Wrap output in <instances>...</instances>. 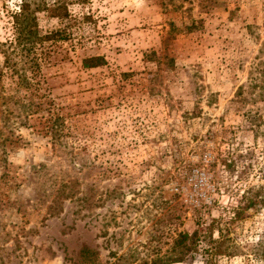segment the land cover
<instances>
[{
	"label": "rangeland",
	"instance_id": "obj_1",
	"mask_svg": "<svg viewBox=\"0 0 264 264\" xmlns=\"http://www.w3.org/2000/svg\"><path fill=\"white\" fill-rule=\"evenodd\" d=\"M22 2L0 0L1 42ZM68 4L64 20L37 14L41 35L61 32L44 45L40 88L67 115L64 141L77 147L76 164L55 156L50 138L31 128L14 131L8 168L0 145L3 264H69L66 257L82 245L98 251L100 264H141L164 256L175 233H193L213 219L226 226L243 189L264 184V141L246 130L242 116L255 107L226 112L264 57V0ZM93 56L106 64L82 68ZM248 148L255 151L248 178L227 175L218 153ZM39 165L60 182L78 180L83 207L67 200L49 216L52 192H40L49 184H42ZM197 171L207 172L208 184L194 191ZM263 233L264 209L250 212L231 234L244 254L218 257L217 264H262L249 251ZM205 246L182 264H204Z\"/></svg>",
	"mask_w": 264,
	"mask_h": 264
},
{
	"label": "trees",
	"instance_id": "obj_2",
	"mask_svg": "<svg viewBox=\"0 0 264 264\" xmlns=\"http://www.w3.org/2000/svg\"><path fill=\"white\" fill-rule=\"evenodd\" d=\"M68 11V0L51 2L45 0L44 3L23 0L19 10L10 14L11 36L3 42L0 41V106L3 107L0 113L4 133V138L0 139V145L4 147L3 165L1 164L4 168H8L7 147L9 144H16L14 131L19 128H31L38 136L49 137L55 156L63 162L76 164L77 147L64 141L67 115L62 112L60 105L48 100L46 94H41L40 88V83L45 84L41 74L42 66L46 61L44 57L47 54L44 45L59 37L61 32H48L41 35L37 14L45 13L48 18L64 20L68 17ZM40 49L43 50L41 55L38 53ZM260 54H264V44ZM105 64L106 61L102 56L82 59V68L85 70H92ZM23 91H26V94H23ZM232 105L233 107H230L227 113L232 109L234 113H237L240 108L255 107L254 111L248 108L242 113L244 126L255 139L262 138L264 141V57H258L256 63L250 68L247 84L239 87ZM228 132L232 134V131ZM79 135L85 137L84 134L79 133ZM76 136L78 137L75 133ZM254 153L255 151L251 148L245 151L235 149L229 153L220 151L217 159L227 175L233 178L237 176L240 181H244L253 169L251 159ZM47 169L39 165L36 171L40 179L46 176V181L44 182L43 179L42 184L45 185L47 182L49 184L47 185L49 190L40 188V192L44 195L52 192L51 200L46 208L49 216L61 213L64 202L67 200L77 203V206L82 208L85 203L84 196L78 197V191L75 190L79 186L78 180L60 182L58 177L46 175ZM259 173L264 177V164L260 166ZM4 176H7L5 171L1 177ZM263 209L264 184L246 186L234 207L230 208L229 218L224 222L226 226L222 224L223 220L213 219L210 224L199 223L198 229L193 233H175L164 256L141 264H182L197 252L198 246L203 242L206 244L204 264H217V258L222 256L224 258L241 256L244 254L243 249L231 237V234L238 222L247 217L250 212ZM216 232L219 234L218 239L214 238ZM15 241L19 247V239L16 238ZM249 252L256 260L264 264V233ZM98 255L97 250L82 245L75 255H68L66 260L69 264H100ZM0 264H3V245L0 246ZM111 264L134 263L120 258Z\"/></svg>",
	"mask_w": 264,
	"mask_h": 264
},
{
	"label": "built area",
	"instance_id": "obj_3",
	"mask_svg": "<svg viewBox=\"0 0 264 264\" xmlns=\"http://www.w3.org/2000/svg\"><path fill=\"white\" fill-rule=\"evenodd\" d=\"M195 177L196 178L193 180L192 184V186L195 188L194 191H197L198 188L206 185V183L208 184V176L206 171H197Z\"/></svg>",
	"mask_w": 264,
	"mask_h": 264
}]
</instances>
